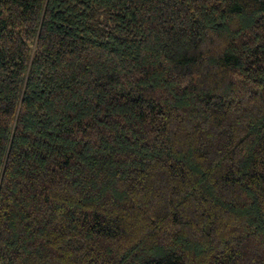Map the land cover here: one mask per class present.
I'll return each mask as SVG.
<instances>
[{
	"label": "trees",
	"instance_id": "16d2710c",
	"mask_svg": "<svg viewBox=\"0 0 264 264\" xmlns=\"http://www.w3.org/2000/svg\"><path fill=\"white\" fill-rule=\"evenodd\" d=\"M0 264H264V0H0Z\"/></svg>",
	"mask_w": 264,
	"mask_h": 264
}]
</instances>
